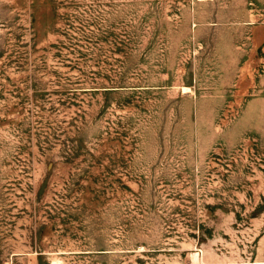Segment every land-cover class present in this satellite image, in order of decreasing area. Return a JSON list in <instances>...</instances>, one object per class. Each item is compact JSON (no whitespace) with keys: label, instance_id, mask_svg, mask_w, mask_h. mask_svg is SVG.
<instances>
[{"label":"rangeland","instance_id":"obj_1","mask_svg":"<svg viewBox=\"0 0 264 264\" xmlns=\"http://www.w3.org/2000/svg\"><path fill=\"white\" fill-rule=\"evenodd\" d=\"M0 264H264V0H0Z\"/></svg>","mask_w":264,"mask_h":264},{"label":"bare ground","instance_id":"obj_2","mask_svg":"<svg viewBox=\"0 0 264 264\" xmlns=\"http://www.w3.org/2000/svg\"><path fill=\"white\" fill-rule=\"evenodd\" d=\"M183 89H184V87H183ZM185 89H187V88L185 87ZM185 89H184V90H185Z\"/></svg>","mask_w":264,"mask_h":264}]
</instances>
